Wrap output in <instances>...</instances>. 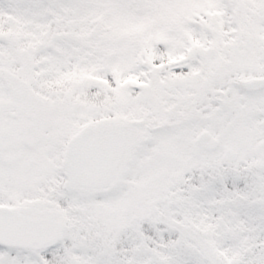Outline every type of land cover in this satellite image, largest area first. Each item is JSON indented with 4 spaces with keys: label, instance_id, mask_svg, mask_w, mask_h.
I'll return each instance as SVG.
<instances>
[{
    "label": "snow or ice",
    "instance_id": "snow-or-ice-1",
    "mask_svg": "<svg viewBox=\"0 0 264 264\" xmlns=\"http://www.w3.org/2000/svg\"><path fill=\"white\" fill-rule=\"evenodd\" d=\"M0 264H264V0H0Z\"/></svg>",
    "mask_w": 264,
    "mask_h": 264
}]
</instances>
